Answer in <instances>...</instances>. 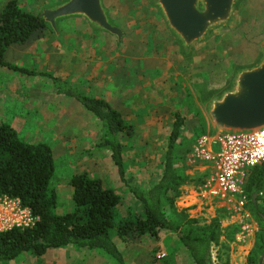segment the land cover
I'll list each match as a JSON object with an SVG mask.
<instances>
[{"label": "rangeland", "instance_id": "obj_1", "mask_svg": "<svg viewBox=\"0 0 264 264\" xmlns=\"http://www.w3.org/2000/svg\"><path fill=\"white\" fill-rule=\"evenodd\" d=\"M8 1L0 0V11ZM16 1L24 10L39 13L42 8L62 0ZM106 2L113 5L112 14L116 19H112V14L109 13L112 22L125 33L120 45L114 38L110 40L111 36L93 33L80 23L75 25L77 20L72 19L60 23L59 37L53 35L50 30H46L36 39V42H34L35 39H31L26 47H15L11 51L9 56L19 71L0 69V123L12 127L19 139L25 143L45 144L50 147L55 158V175L52 182L55 192L59 195L56 207L58 214L73 210L72 188L68 183L74 175L86 173L90 178L100 179L105 187L116 192L121 198V203L116 215V226L110 231V235L112 242L114 243L113 239H115L116 244L118 243L117 248L125 264H193L177 235L172 232L159 231L160 235L156 240L144 235H129L127 239H124L125 241L116 239L119 237L117 227L121 219L129 215H140L142 212L140 205L135 204L130 188L143 192L159 181L164 168L163 159L168 139L155 138L146 141L144 138L134 141L135 136L122 134L120 141L124 145L125 171V182H122L112 160L104 157V149L98 148L103 131L96 118L85 109L81 110L79 107L81 105L75 99L58 95L52 87L47 91L44 88V80L50 85L54 86V84L50 83L49 79L42 80L40 77L41 71H45V75L50 72L48 67H43V64L44 61L50 60V52L57 51L52 39L69 37L74 39V43L76 40H83L89 50L101 49L100 55H103L102 49L110 40L107 44L109 54L107 60L110 64L113 62V65H116V61L124 59L122 56L126 53L125 58H137L134 55L135 52L139 54V49L135 45L136 38L138 39L136 44L143 45V48L149 33V43L152 42L154 33L159 36L157 41L163 42L160 35L162 19L152 7V0H106ZM224 34H221L223 36L219 38H211L212 41H208L210 43L194 52L193 62L190 61L188 66H181L178 80L176 78L179 95L173 98L174 102L170 105L176 104L179 108L178 113L187 118L184 119L185 126L181 140L175 146L173 156L177 161L175 165L177 170L188 176L190 182L181 186V197L176 200L175 208L178 213L184 211L188 219L195 220L201 227L209 226L215 220L219 222V241L212 247L215 264H248L249 262L264 264V217H262V222L252 210L250 200L244 191L246 182L243 184L242 194L232 200H216L207 195L204 197L205 180L203 185H198V179L206 172L207 166L209 167L208 161L198 152L202 150L208 152L210 142L208 140L200 147L201 140L209 136L207 127L205 128V119L198 105L203 102V99L200 98L197 102L190 89V80L200 78L202 84L198 85L207 87L204 82H209V72L220 70L223 75L227 73L232 75L234 67L247 66L258 59L259 46L264 41V0H244L239 6L238 24ZM46 40H50V43L47 42V47L44 48L43 42ZM211 47L217 48V57L212 60L218 59L216 63L213 65L207 62L200 63L197 53H209ZM46 49L49 50L47 53ZM67 51L65 44L60 45L59 55H67ZM44 53H46L45 57H43ZM147 54L148 52L144 53V55ZM150 54L153 56L151 52ZM100 58L104 60L103 57ZM95 60L99 59L95 58ZM124 60L120 72L130 70L128 73H133V70H137V68L127 66V60ZM180 63L182 64L183 60ZM99 69V67L95 68L96 71ZM116 69L118 70L117 67ZM83 70L81 66L69 65L65 72L77 76ZM84 80L85 78L80 79L76 86L71 85L70 82H64L82 96L84 95L80 90H88L86 97L95 99L90 94L93 91L90 90V83L84 84ZM45 86L48 87V84ZM151 86L154 85L151 83ZM110 89L111 91L115 89L114 84L110 86ZM202 93H205V90ZM203 95L206 97L208 93ZM110 106L119 111L115 105ZM149 106H151L150 103H144L146 112L150 110ZM122 118L128 130L135 128V120H129L126 116ZM147 153H149L148 156ZM147 170L151 173H147ZM260 195L264 200V192ZM255 201L252 200L253 203ZM9 203L8 200L0 198V223L6 222L16 214V209L12 211L13 205L8 206ZM260 204L264 207V202ZM18 219L20 220L19 216ZM7 226L5 225L0 230H6ZM160 244L164 249H160L162 248L159 247ZM124 245L127 247L124 248ZM60 250L49 252L41 258L25 253L16 260L3 264H56L57 262L117 264L111 258L106 259L102 254L78 250L73 246ZM161 254H165L166 257L158 260L157 256Z\"/></svg>", "mask_w": 264, "mask_h": 264}, {"label": "trees", "instance_id": "obj_2", "mask_svg": "<svg viewBox=\"0 0 264 264\" xmlns=\"http://www.w3.org/2000/svg\"><path fill=\"white\" fill-rule=\"evenodd\" d=\"M46 30L49 28L38 12L24 10L16 0H9L0 11V67L19 71L6 63L7 50L11 46L27 45ZM46 76L53 82L58 95L75 99L100 123L103 133L98 148L109 153L119 179L125 182L124 145L120 137L128 129L122 115L106 101L82 96L64 81L49 74ZM184 126V118L176 113L163 159L162 175L146 191L130 188L142 212L121 219L117 233L123 238L148 234L157 239L161 230L172 232L177 235L193 264H215L212 247L219 241V222L215 220L209 226L201 227L195 220L188 219L184 211L178 213L175 208L176 200L181 197V186L190 182L188 176L177 170L173 156ZM54 175V160L49 146L25 143L12 127L0 123V198L19 201L20 207L28 210L35 219L29 227L0 232V263L14 261L25 253L40 258L49 250L73 246L101 251L117 264H125L110 235L116 226L121 198L114 190L105 187L100 179L90 178L86 173L74 175L68 183L73 190V210L58 214V198L52 182ZM206 176L203 174L198 179V185H203L202 180ZM244 191L252 210L262 221L264 207L260 203L264 200L260 193L264 192V167L249 171ZM254 195L257 196L255 203L252 202Z\"/></svg>", "mask_w": 264, "mask_h": 264}, {"label": "crops", "instance_id": "obj_3", "mask_svg": "<svg viewBox=\"0 0 264 264\" xmlns=\"http://www.w3.org/2000/svg\"><path fill=\"white\" fill-rule=\"evenodd\" d=\"M104 6L108 9L109 13L112 14L113 5H110L109 3L106 2V0H104ZM109 17H110V15H109ZM113 18H115V17H113V14H112V19ZM74 20H77L75 22V25H79L76 23H80V25H85L87 27V29L89 28V26L87 25V23L85 21H83L81 19H74ZM59 26H60V24H59ZM59 26H58V35L54 34V32L49 29L53 33V35L58 36V37L60 35ZM160 28H161L160 30L162 31V32H160L161 39L163 40L162 43H159L157 41L159 36H157L158 34H155V33L153 36L154 37L153 40H151L152 42L149 43V41H150L149 40L150 33H149V35L146 36L147 39L145 41L144 48H143V45L136 44L138 41V39L136 38L135 45H137L136 47L139 49V54H137L135 52L134 55L137 56V58H125L127 53L125 56H122L124 59L127 60V63H126L127 66H129L130 68H133V67L137 68V70H133V73H128L130 70L122 71V72L119 71V70H121L123 63L125 62L124 59L116 61L115 62L116 65L115 64L113 65V62L110 64V62L107 60V55H109L108 51H107V44L111 39L114 38L113 36H111L110 40H108L105 43V46L102 49V51L104 52L103 55H100L101 49L96 50V51L93 49L89 50L85 46V43L83 42V40L82 41L76 40V43H74V39H71L69 37H62V39H57V40L52 39V42L54 41L53 45L56 46L55 50H57V51L50 52L51 58L49 61H47V60L44 61L43 67L44 66L48 67V70L50 72L47 73V71H46L47 74L51 75L52 77H54L58 80L70 82L71 85H74V86H76V83L80 79L85 78L84 84L90 83V87H91L90 90H93L90 93L91 96H94L95 99L104 100L109 105H112V104L115 105V107L119 110L118 112L120 114H122L123 117L126 116L129 120H135V128H133V130H127L123 135L130 134V136L131 135L135 136L134 141H139V140L144 139V138H145L144 140H146V141H150L151 139H155V138H162V140H165V139L167 140V139H169V136H170L172 123L174 121V115L179 112V108L176 107V104L170 105V103L174 102L173 98H175V97H177V95H179V87H178V81H177L178 77L180 75L179 69L181 66H188V64L193 62V56L191 58V62L187 61L183 57L178 43L176 42L174 37L171 35V33L169 32V30L167 29V27L163 21L161 22ZM93 33H95V32H93ZM123 33H124V31H123ZM101 34H104L106 36H110L109 34H106V33H101ZM142 34H144L143 31H142ZM223 35H225V34H223ZM124 36H125V33H124ZM222 36L219 35V36L214 37V38H219ZM114 39L116 40V38H114ZM49 41L46 40V42H43L44 48L46 46V43ZM209 41H212V40H209ZM34 42H36V40ZM116 42H117V40H116ZM117 43L120 45V42H117ZM207 43H210V42H206L205 44H207ZM63 44H65L67 47V50H68L67 55L66 54H63V55L60 54L59 55V52H58L59 47H60V45H63ZM205 44L200 46L194 52L199 51V49L201 47H203ZM27 45L11 46L5 54L6 63L15 66L14 63L11 61V57L9 56L11 51H13L15 49V47L20 48V47H26ZM70 45L72 47H70ZM48 51L49 50H47V49L45 50L46 53ZM62 51H64V50H62ZM114 51H116V49H114ZM146 52H148V54L144 55V53H146ZM150 52L153 54V56H151ZM216 52H217V48L211 47V50L209 53L198 52L197 56H199V59L201 61L200 63L207 62V64L213 65V63H216V61L218 60V59H216V61H212L214 58L217 57ZM46 53H44L43 57L46 56ZM75 54H76V57H75ZM100 57H103L104 60H101ZM95 58H98L99 60L96 61ZM181 60H183L182 64L180 63ZM64 63L66 64L65 66H64ZM120 64H121V66H120ZM69 65L81 66L84 69L83 70L84 72L82 71L81 74H78L77 76H73L72 74L65 72L66 67H68ZM60 67L63 70L62 69L60 70L59 69ZM96 67H99L100 69L96 71L95 70ZM116 67L118 68V70L116 69ZM0 69L5 70L8 68L0 67ZM8 70L12 71L10 69H8ZM44 72L45 71L40 72V77H42L41 79L42 80H44V78L49 79L50 83H51L52 82L51 79L48 78L44 74ZM232 73H233V71H232ZM208 76H209V82H204L205 86H208L209 88H212V89H219L226 84V82L230 79V77L232 75H228V73H227V75H223V73L220 70H214V71L209 72ZM188 77L190 78V75H188ZM137 78H141L142 80L139 81V79H137ZM176 78H177V80H176ZM44 82H45V84H48V87H46L44 84V88L47 91L51 89L50 87H52L53 90L55 89V87L52 84L50 85L48 81L44 80ZM151 83L154 85L153 86L154 88L151 86ZM113 84L115 86V89L113 91H111L110 86ZM198 84H202V79L199 78L197 80H195V79L190 80V89H191V92H192L194 99L197 102H198V99L193 94L192 86H197ZM55 90H54V92H55ZM80 92L84 96H87L88 90L82 89V90H80ZM172 92H174V94H172ZM56 98H58V97H56ZM145 102L151 104V106H149L150 110L148 112H146L144 110V108H145L144 103ZM198 105L200 108V104H198ZM79 107L81 110L84 109L82 106H79ZM196 113H198V112H196ZM182 117H183V115H182ZM195 117H197V116H195ZM185 118H187V116H185ZM205 125H206V122H205ZM126 127H128V126H126ZM206 127H207V125L205 126V128ZM207 130H208V128H207ZM101 131H102V129H101ZM101 131H100V133H101ZM207 132H208L207 134L209 136H206V137L209 138V140L211 137H214L209 130ZM182 133H181V136H182ZM90 134L91 133H89V135ZM123 135H121V137ZM139 136H141V137H139ZM212 149L215 150V148H213V147H212ZM104 151H105L104 157H108V159L111 160L109 153L106 150H104ZM123 154H124V151H123ZM148 155H149V153H147V156ZM52 156H53V154H52ZM135 157H137V155H135ZM53 160H54V165H55V158L54 157H53ZM135 165L138 166L137 164H135ZM147 171H148L147 173H151V172H149V170H147ZM249 171L246 173L244 182H246L247 175H248ZM210 173H211V169H210V163H209V167L207 166L206 172L204 173V174H207V176L203 179V181L205 180V182H206V180L210 176ZM71 194H73V190H72ZM56 195H57V198L59 201V195L57 192H56ZM206 195L207 194L204 193V197ZM207 196L210 197L209 195H207ZM210 198H212V197H210ZM252 200H253V202L255 201L253 197H252ZM135 204L139 205L136 199H135ZM159 235H160V232L158 233V236ZM144 236L148 237L150 239H152V238L155 239L154 237H152L150 235L148 236V234H145ZM127 237H129V236H126L124 238L119 236L116 239L123 241L124 239H127ZM113 241H114V245L117 248L118 243L116 244L115 239H113ZM118 246H120V245H118ZM124 246H125L124 248L127 247L126 245H124ZM159 247H162L160 249H164L163 245H161V244ZM60 249L63 250L65 248H60ZM60 249L49 250L45 255H47L49 252H53L55 250L61 251ZM78 250L97 252L99 254H102L106 259H110L108 256H106L101 251L83 250V249H78ZM44 256H42V257H44ZM69 263H72V262H67V264H69ZM0 264H3V263H0ZM56 264H65V263L57 262Z\"/></svg>", "mask_w": 264, "mask_h": 264}, {"label": "water", "instance_id": "obj_4", "mask_svg": "<svg viewBox=\"0 0 264 264\" xmlns=\"http://www.w3.org/2000/svg\"><path fill=\"white\" fill-rule=\"evenodd\" d=\"M243 1L152 0L151 5L190 62L196 49L238 24ZM39 17L56 35L61 22L81 19L95 33L109 34L117 42L124 37L110 19L104 0H62L42 8ZM192 90L197 99H203L200 111L214 137L264 131V41L259 46L258 59L250 65L235 67L223 87L197 85ZM203 90L208 96L203 95Z\"/></svg>", "mask_w": 264, "mask_h": 264}, {"label": "built area", "instance_id": "obj_5", "mask_svg": "<svg viewBox=\"0 0 264 264\" xmlns=\"http://www.w3.org/2000/svg\"><path fill=\"white\" fill-rule=\"evenodd\" d=\"M208 140L209 138H203L200 147ZM209 142L208 152L204 150L198 152L210 163L211 169L204 191L216 200H232L242 194L246 173L255 167H264V131L211 137ZM4 199L10 202L8 206L13 205L11 210L16 209V214L6 222L0 223V228H4L5 225H8L6 230L26 228L34 223L35 219L31 213L22 209L19 201ZM165 257V254H161L157 259L161 260Z\"/></svg>", "mask_w": 264, "mask_h": 264}, {"label": "flooded vegetation", "instance_id": "obj_6", "mask_svg": "<svg viewBox=\"0 0 264 264\" xmlns=\"http://www.w3.org/2000/svg\"><path fill=\"white\" fill-rule=\"evenodd\" d=\"M235 68V67H234Z\"/></svg>", "mask_w": 264, "mask_h": 264}]
</instances>
